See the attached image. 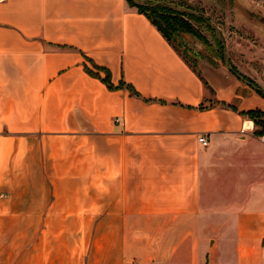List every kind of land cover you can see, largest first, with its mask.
Here are the masks:
<instances>
[{
	"label": "crops",
	"instance_id": "0c3cea01",
	"mask_svg": "<svg viewBox=\"0 0 264 264\" xmlns=\"http://www.w3.org/2000/svg\"><path fill=\"white\" fill-rule=\"evenodd\" d=\"M202 73L126 0H0V264H264L262 95Z\"/></svg>",
	"mask_w": 264,
	"mask_h": 264
},
{
	"label": "rangeland",
	"instance_id": "374dc122",
	"mask_svg": "<svg viewBox=\"0 0 264 264\" xmlns=\"http://www.w3.org/2000/svg\"><path fill=\"white\" fill-rule=\"evenodd\" d=\"M135 1L159 2L192 18L204 39L180 30L172 36L197 70L225 66L264 92V0ZM257 109L264 112L263 96Z\"/></svg>",
	"mask_w": 264,
	"mask_h": 264
},
{
	"label": "trees",
	"instance_id": "16d2710c",
	"mask_svg": "<svg viewBox=\"0 0 264 264\" xmlns=\"http://www.w3.org/2000/svg\"><path fill=\"white\" fill-rule=\"evenodd\" d=\"M126 1L131 7L136 8L139 13L144 14L150 20V22L168 40V42L173 46L176 52L184 59V61L190 66V68H192L194 72H196L198 76L203 80L206 90L212 91V88L208 84L207 80L204 78L203 73L197 70L195 66H193L190 63V59H188V57L179 50L172 36L174 32L180 30L189 33L199 39H204L198 27L193 23L192 18H190V16L187 13L186 14L181 13L176 9L159 2L139 3L136 2L135 0H126ZM215 67H219V66H215ZM86 70L90 74L96 75L98 77H101L99 71H104L105 76L102 77V80L110 88H113V84L111 82V73L108 69L94 65V69H90L89 67L86 66ZM231 72L234 75H236L240 80H242L246 84L256 89V91L264 97V92L260 88L251 85L249 82H247L244 76H242L239 72L233 70H231ZM126 86L133 94L138 95V93L134 88H132V86L130 85H126ZM242 113L251 117L255 121V125L261 127V129L256 130V132L260 135H264V112L259 109H256Z\"/></svg>",
	"mask_w": 264,
	"mask_h": 264
},
{
	"label": "built area",
	"instance_id": "2783aa9c",
	"mask_svg": "<svg viewBox=\"0 0 264 264\" xmlns=\"http://www.w3.org/2000/svg\"><path fill=\"white\" fill-rule=\"evenodd\" d=\"M199 142L205 147L209 144V140L206 136L199 137Z\"/></svg>",
	"mask_w": 264,
	"mask_h": 264
}]
</instances>
